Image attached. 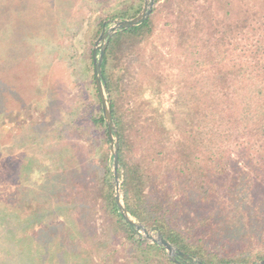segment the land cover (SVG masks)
I'll return each instance as SVG.
<instances>
[{
    "label": "trees",
    "instance_id": "trees-1",
    "mask_svg": "<svg viewBox=\"0 0 264 264\" xmlns=\"http://www.w3.org/2000/svg\"><path fill=\"white\" fill-rule=\"evenodd\" d=\"M263 2L155 0V7L147 20L113 34L102 62L103 81L111 96L113 120L119 133V172L128 211L148 229L161 230L179 251L198 257L206 264H250L264 259V52L260 53L264 44L259 45L264 43V33H258V28L253 29ZM141 8L142 5L136 3L110 17L132 18ZM164 16V25L171 37L170 44H167L170 48L165 52L169 56L167 58L155 48L149 59L143 61L144 43L154 34L156 20ZM103 22L98 23L89 45L101 32ZM248 28L251 29L244 32ZM250 32L253 37L260 36L261 40L259 46L249 53V48L240 46L243 39L251 37ZM232 40L235 44L232 52L240 49L233 58L228 47ZM68 52L70 65L74 66L79 60L75 43L70 44ZM247 54H251L253 60L244 61ZM90 58L92 60V54ZM26 60H12L15 85L22 81L26 68L31 65L27 57ZM164 60L176 65L175 79L164 72ZM28 75L31 80L25 82L26 86H36L33 74L28 71ZM58 86L56 81L54 87ZM172 86L177 90L175 103L172 108L162 110L155 98ZM14 88L15 92L20 87ZM40 94L39 90L36 97ZM54 97L55 93L50 89L46 95L47 103H52ZM98 99L101 102L99 94ZM123 99L130 103L127 113L121 109ZM68 120L69 126L90 142L91 149L99 142L110 143L102 108L90 116L87 124L81 123L77 108ZM173 134L177 136L174 138ZM132 139L139 142L142 149V154L135 159L126 150V143ZM145 143L148 144L147 150L142 148ZM80 150L78 146L76 152L80 164L75 162L62 168L51 183L56 196V191L73 179L75 196L70 202L59 198V202L52 205L46 194V205L38 208V221L47 216H50L48 221L64 217L63 228L66 223L72 227L66 236L69 239L75 233L81 237L86 235L84 231L88 229L95 233V223L90 216L95 204L81 193L83 188L100 190L103 192L100 193L101 201L115 216L114 226L125 232L137 246L140 262L147 263L144 249H148L160 253L165 263L178 264L165 255L162 246L142 239L124 219L114 195L113 156L108 157L102 166L99 182H92L89 187L85 181L89 176L84 174L85 164L80 161ZM58 151V159L65 165L68 150ZM89 160L93 170L100 167V159L92 156L87 162ZM230 164L258 168L245 173L242 178L230 176L221 186L225 189L224 194L218 196L213 190L217 183L215 178L222 175L226 165ZM210 167L216 171H210L213 170ZM50 172L47 174L53 179ZM81 180L85 187H81ZM162 182L165 183L162 187L168 184L169 190L178 187L180 194L169 198L167 191L158 187ZM71 206L79 209L77 215L62 214ZM195 208L199 213L204 210V215L190 217L188 223V216ZM11 215L15 216V222L21 223L18 215ZM45 228L41 236L43 244L48 247L55 236L46 233L52 228L47 225ZM13 234L10 231L8 236L14 238ZM236 242L241 244V250L233 256H221L211 250ZM254 244L261 248L254 249ZM71 249H75L74 255L77 256V247ZM177 259L182 261L181 256Z\"/></svg>",
    "mask_w": 264,
    "mask_h": 264
},
{
    "label": "rangeland",
    "instance_id": "rangeland-1",
    "mask_svg": "<svg viewBox=\"0 0 264 264\" xmlns=\"http://www.w3.org/2000/svg\"><path fill=\"white\" fill-rule=\"evenodd\" d=\"M136 3L142 5V10L145 0H0V264H144L138 260L140 252L137 246L125 232L114 226L115 216L107 204L101 201L100 193L103 192L100 190L83 188L81 193L95 204L90 215L95 223V233L92 229H88L84 231L86 235L81 237L75 233L72 239H69L66 236L72 231V227L66 223L63 228L64 217L54 219L55 221H48L50 216L42 221L37 219L38 208H42L47 203L46 194L49 195L52 205L59 202V198L70 202L75 196V191H72L74 184L72 178L70 184H65L63 189L56 191V196L51 183L57 179L62 168H68L75 162L80 164L77 159L78 152H76L78 146L81 147L80 161L85 164L84 174L93 177H87L85 180L89 187L93 185L92 182L95 184L99 182L102 166L108 157L113 156L111 141L109 144L99 142L91 149L90 142L79 136L69 126L68 119L77 108L81 123L87 124L90 116L102 108L96 83H94V66L90 54L93 53V48L103 29L107 30L115 20H122L110 16ZM259 8H261L259 14L253 22L255 27H252L258 28V33H264V2ZM100 20L106 24L104 26L103 22L101 32L89 45ZM165 21V16L156 20L155 32L142 48L143 59H145L143 61L149 59L155 48L164 54L168 52L170 46L167 44H170L171 37L169 38L170 32L165 28ZM230 38L234 39L232 36ZM260 40V36L253 37L251 34V37L243 39L240 48L247 47L250 53ZM73 43L79 49V60L72 59L76 61L74 66L70 65L71 55L68 52L70 44ZM262 44L264 43L259 45ZM234 45L232 40L228 46L231 58L240 51L237 49L232 52ZM86 47L88 49H85ZM99 51L98 49V53ZM263 52L264 47L260 50L261 55ZM82 54L85 55L82 56ZM167 54L165 55L168 58ZM26 57L31 65L29 69L26 68L22 81H18L15 85L12 60L17 58L26 60ZM252 57L251 54H247L243 60L251 61ZM25 63L27 64V60ZM162 64L164 72L175 79L176 65L165 60ZM74 67L76 70H73ZM28 71L33 74L37 82L36 86L34 84L26 86L25 82L31 80ZM56 81L59 84L58 87H54ZM17 85L20 88L14 92V86ZM50 89L54 91L55 97L52 103H47L46 95ZM39 90L41 94L36 97ZM176 92V87L172 86L163 90L155 98L160 102L162 110L173 107ZM2 93L4 96L1 95ZM127 103V99H123L121 103V109L125 113L129 110L127 108L130 103ZM101 135L103 136L104 133L101 132ZM176 136V134L172 135L174 138ZM147 147V143L142 146L143 150H147ZM59 149L68 150L65 165H62L58 159ZM126 150L130 152L133 159L142 154L140 143L133 142V139L132 142L126 143ZM92 156L100 159V167L94 170L90 167V160L87 162ZM226 166L224 169L226 171L215 178L217 183L213 190L215 189V194L218 196L224 194L225 189L221 186H224L230 176L242 178L245 173L258 168L255 166L251 169L249 166L240 164ZM210 169L213 168L210 167ZM49 170L53 179H50L47 174ZM111 170L113 172V161ZM210 171L213 172L216 169ZM166 180L168 178H165ZM113 181L116 197L114 178ZM120 181L121 189L123 182L121 174ZM80 184L81 187H85L82 180ZM164 184L159 183L158 187L167 191L169 198H176L180 194L178 187L169 190L168 184L162 187ZM121 194L124 198L122 189ZM55 198L58 200L55 201ZM259 203L260 201L257 204ZM192 210L188 216V223H190V217L195 218L197 214L204 215V210L200 213L197 208ZM78 212L79 209L71 206L62 214L73 216ZM12 213L21 218V223L14 221L15 216H12ZM77 217L80 218L79 215ZM46 225L52 228L46 233L55 236L48 247L43 244L41 236ZM62 229L66 230L62 232ZM10 231L14 232V238L8 236ZM92 233L94 237L91 236ZM137 233L142 239L153 243L145 239L142 232ZM69 245L73 248L77 247L76 250H79L75 251L78 253L77 256L74 255L75 249L72 250ZM253 248L261 247L254 244ZM164 250L165 255L171 259L167 250L165 248ZM211 250L221 256H233L240 252L241 244L236 242L220 248L212 247ZM144 252H146L145 256L147 255L146 264H167L160 253L148 249H144ZM194 258L201 260L198 257Z\"/></svg>",
    "mask_w": 264,
    "mask_h": 264
},
{
    "label": "water",
    "instance_id": "water-1",
    "mask_svg": "<svg viewBox=\"0 0 264 264\" xmlns=\"http://www.w3.org/2000/svg\"><path fill=\"white\" fill-rule=\"evenodd\" d=\"M155 5V0H145V4L141 12L130 19L115 20L114 24L110 26L107 30L103 29L100 37L98 38L95 47L93 48L92 59L94 66V79L96 87L98 89V94L102 102V109L107 123L108 134L111 141V152L113 154V174L115 180L116 188V201L119 206L120 212L123 215L124 219L134 227V230L139 233L144 234V238L150 240L153 243H156L168 252L169 257L176 261L178 264H206L203 261L196 259L188 254L179 251L178 248L168 241L162 234L161 230L148 229L142 222L137 220L131 213L128 211L124 198L121 194L120 189V173H119V133L116 128V125L113 120L112 110H111V101L110 96L107 91L106 85L103 81L102 73V62L104 59V54L108 46L109 40L112 35L118 30L125 28L134 27L141 24L147 20L151 13L153 12V7ZM106 22H104L105 26ZM105 28V27H104ZM98 49L100 50L98 53ZM177 256L182 257V261L177 259ZM229 264H242V263H229ZM255 264H264V259L255 263Z\"/></svg>",
    "mask_w": 264,
    "mask_h": 264
}]
</instances>
